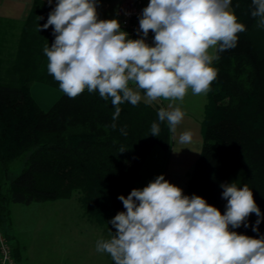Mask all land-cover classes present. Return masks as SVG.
<instances>
[{"label":"trees","instance_id":"1","mask_svg":"<svg viewBox=\"0 0 264 264\" xmlns=\"http://www.w3.org/2000/svg\"><path fill=\"white\" fill-rule=\"evenodd\" d=\"M231 6L246 30L238 33L236 47L220 52L213 63L218 74L202 121L203 150L183 194L203 197L223 214L227 200L221 185L247 184L264 217V27L251 16L252 0H232ZM53 9L35 0L17 35L7 33L12 24L0 21L1 209L10 202L77 195L85 217L115 233L109 221L126 211L118 197L138 189L145 159L154 146H169L171 131L166 121H159L158 108L143 101L136 106L124 102L113 121L111 99L101 98L98 91L85 90L74 99L62 92L50 109L41 108L32 84L41 81L59 88L47 71L43 51L54 42L53 28L38 32ZM153 123L159 124V136L151 133ZM3 182L8 183L5 190ZM257 219L253 213L248 227L231 230L264 236V219L258 232L252 230Z\"/></svg>","mask_w":264,"mask_h":264},{"label":"clouds","instance_id":"2","mask_svg":"<svg viewBox=\"0 0 264 264\" xmlns=\"http://www.w3.org/2000/svg\"><path fill=\"white\" fill-rule=\"evenodd\" d=\"M252 4L251 16L264 27V0ZM231 5L232 0H149L139 18L141 38L130 39L118 19L98 18L97 0H56L47 22L38 25V32L51 26L55 37L43 49L47 71L69 98L85 90L110 98L113 121L124 102L168 101L157 115L175 133L186 115L175 102H182L189 90L194 95L210 91L218 74L213 62L220 52L236 47L238 33L246 30ZM150 31L154 46L146 43ZM159 132L153 123L152 135ZM178 143L191 145L193 134L181 133ZM221 187L227 200L223 214L203 197L184 195L164 175L157 176L118 197L126 211L109 221L116 231L98 240L96 251L108 254L114 264H264V236L238 234L229 227H248L254 213L258 219L252 230L259 231L264 217L252 190L247 184Z\"/></svg>","mask_w":264,"mask_h":264},{"label":"rangeland","instance_id":"3","mask_svg":"<svg viewBox=\"0 0 264 264\" xmlns=\"http://www.w3.org/2000/svg\"><path fill=\"white\" fill-rule=\"evenodd\" d=\"M6 30L17 35L21 25H8ZM32 86L36 99L46 108L61 93L41 81ZM7 185L3 182L4 190ZM1 207L0 231L12 247L20 246L14 254L18 264H110L108 254L96 251V242L110 239V231L87 220L77 195L29 204L10 202L4 204V210Z\"/></svg>","mask_w":264,"mask_h":264},{"label":"crops","instance_id":"4","mask_svg":"<svg viewBox=\"0 0 264 264\" xmlns=\"http://www.w3.org/2000/svg\"><path fill=\"white\" fill-rule=\"evenodd\" d=\"M34 1L35 0H0V21L16 26L21 25L30 15ZM43 1L49 4L48 0ZM141 1L144 8L149 3V0ZM134 2L135 0H97L98 18L102 20L116 19L118 12L123 5L132 4ZM49 5L54 8L56 0H52V3ZM149 35H151L154 39V33L150 31ZM55 88L60 90L58 87ZM31 92L33 97L36 99L33 92V86L31 88ZM60 92L61 93L59 95L61 96L62 91L60 90ZM208 93L206 95H194L191 90H189L182 102H175V106L180 107L186 115L182 123L178 125L176 132H171V141L169 146L164 148L160 145H156L148 154L141 169L140 179L137 183L138 189H142L147 186V184L154 180L157 176L164 175L167 181L180 187L182 191L184 190L186 181L203 150L204 139L202 121L205 108L208 103ZM51 95H53V93H51ZM60 96H58L56 101L60 98ZM36 101L41 106L37 99ZM168 103V101H161L159 104L153 106L156 108H167ZM53 104L48 108H46V106H41V108L48 110L53 106ZM185 131H189L193 134V143L191 145H180L178 143L179 135ZM187 147L198 152H194ZM172 149L181 150L176 153L173 152ZM15 250L18 252L20 250V246H16ZM20 259H22V255Z\"/></svg>","mask_w":264,"mask_h":264},{"label":"built area","instance_id":"5","mask_svg":"<svg viewBox=\"0 0 264 264\" xmlns=\"http://www.w3.org/2000/svg\"><path fill=\"white\" fill-rule=\"evenodd\" d=\"M144 6L141 0H135L132 4H125L119 10L117 18L121 24V30L129 34L130 39L141 38L142 33L138 34L139 18L142 15ZM153 37L148 35L146 43L154 46ZM0 264H18L14 258L13 247L8 237L0 231Z\"/></svg>","mask_w":264,"mask_h":264}]
</instances>
